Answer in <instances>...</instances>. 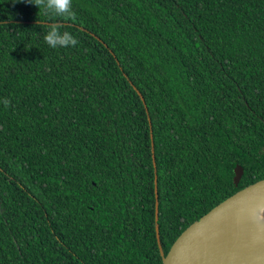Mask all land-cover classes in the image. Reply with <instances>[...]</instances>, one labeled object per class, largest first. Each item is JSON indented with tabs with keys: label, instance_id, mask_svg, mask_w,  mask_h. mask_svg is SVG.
Masks as SVG:
<instances>
[{
	"label": "trees",
	"instance_id": "1",
	"mask_svg": "<svg viewBox=\"0 0 264 264\" xmlns=\"http://www.w3.org/2000/svg\"><path fill=\"white\" fill-rule=\"evenodd\" d=\"M73 9L0 0V264H162L156 224L166 255L264 179V0Z\"/></svg>",
	"mask_w": 264,
	"mask_h": 264
},
{
	"label": "water",
	"instance_id": "2",
	"mask_svg": "<svg viewBox=\"0 0 264 264\" xmlns=\"http://www.w3.org/2000/svg\"><path fill=\"white\" fill-rule=\"evenodd\" d=\"M243 175L236 166L235 186ZM155 221L158 202L155 176ZM264 204V179L228 197L187 227L164 255L156 224L162 264H264V230H255L246 218ZM1 212V205H0Z\"/></svg>",
	"mask_w": 264,
	"mask_h": 264
},
{
	"label": "clouds",
	"instance_id": "3",
	"mask_svg": "<svg viewBox=\"0 0 264 264\" xmlns=\"http://www.w3.org/2000/svg\"><path fill=\"white\" fill-rule=\"evenodd\" d=\"M13 3L18 0H12ZM21 2L36 6L40 12L50 18H60L61 21H70L76 19V13L73 9V0H21ZM41 29H45L44 41L52 49L75 47L79 41L69 31L65 29V23L63 22H52L44 23L38 21ZM39 35V34H38ZM14 50V49H13ZM7 106L10 101L4 99L2 101Z\"/></svg>",
	"mask_w": 264,
	"mask_h": 264
},
{
	"label": "bare ground",
	"instance_id": "4",
	"mask_svg": "<svg viewBox=\"0 0 264 264\" xmlns=\"http://www.w3.org/2000/svg\"><path fill=\"white\" fill-rule=\"evenodd\" d=\"M246 220L251 224V228L253 227L255 230H264V204L247 217Z\"/></svg>",
	"mask_w": 264,
	"mask_h": 264
}]
</instances>
